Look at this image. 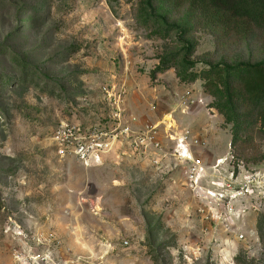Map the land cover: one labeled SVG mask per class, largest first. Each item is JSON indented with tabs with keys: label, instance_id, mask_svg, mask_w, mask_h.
Masks as SVG:
<instances>
[{
	"label": "rangeland",
	"instance_id": "rangeland-1",
	"mask_svg": "<svg viewBox=\"0 0 264 264\" xmlns=\"http://www.w3.org/2000/svg\"><path fill=\"white\" fill-rule=\"evenodd\" d=\"M139 2L0 0V264H264V135L255 125L233 141L203 81L161 64L182 43L139 21ZM154 4L186 28L194 71L264 60L258 29L192 0ZM180 101L191 115H173ZM64 124L107 140L104 163L105 148L87 160L61 153L53 137ZM147 126L161 150L112 153ZM184 126L190 151L212 159L191 152L204 169L196 177L178 153Z\"/></svg>",
	"mask_w": 264,
	"mask_h": 264
},
{
	"label": "trees",
	"instance_id": "trees-1",
	"mask_svg": "<svg viewBox=\"0 0 264 264\" xmlns=\"http://www.w3.org/2000/svg\"><path fill=\"white\" fill-rule=\"evenodd\" d=\"M154 2L155 0H140L138 20L151 28L154 34L164 38L176 31L182 43L181 50L167 54L161 64L174 68L176 76L183 82L203 81L204 93L214 98L213 107L227 124H233L234 142L255 125H259V130L264 135V60L209 63L207 68L194 71L195 62L191 59L194 46L187 38L186 28L181 29L177 23L159 13ZM192 2L204 15H213L226 22L240 21L264 33V0ZM263 218L258 222L262 238Z\"/></svg>",
	"mask_w": 264,
	"mask_h": 264
},
{
	"label": "built area",
	"instance_id": "built-area-1",
	"mask_svg": "<svg viewBox=\"0 0 264 264\" xmlns=\"http://www.w3.org/2000/svg\"><path fill=\"white\" fill-rule=\"evenodd\" d=\"M186 98V101L189 102V97ZM129 130L130 128L126 127L122 130V133H128ZM104 135L107 136V133H104ZM118 136L119 133L114 137L117 138ZM156 136L157 131L153 127L147 126L143 135H136L131 144L135 150H138L142 152L143 155H146L148 153L149 145H154L156 148L161 150V145L156 142ZM89 138H91V136L88 137L86 132L83 131L78 124L62 125L53 137L57 145L61 147V153H63L65 150L72 151L74 152L73 154H76L85 160H87V156H91V154L108 147L110 144L107 140L99 142L92 138L89 141ZM187 138H189V132L184 130L181 139L177 143V147L179 148L178 153L180 158H186L189 161H192L190 174L192 177H196L200 175V172L204 169L201 166L200 160H195L191 157V145L186 141ZM194 142L197 143V140H194Z\"/></svg>",
	"mask_w": 264,
	"mask_h": 264
},
{
	"label": "crops",
	"instance_id": "crops-1",
	"mask_svg": "<svg viewBox=\"0 0 264 264\" xmlns=\"http://www.w3.org/2000/svg\"><path fill=\"white\" fill-rule=\"evenodd\" d=\"M165 79L166 80H168L169 82H171V84H173V79H172V77H171V75H166L165 76ZM191 88H192V90H191V93H193V94H195V88H196V85H192L191 86ZM183 90H184V88H183ZM175 91V92H174ZM174 95H176L177 96V94H182L183 93V91H182V89L179 87V86H176V88L174 89ZM157 92H158V95H162L164 92H163V90L162 89H158L157 90ZM192 94V95H193ZM181 104H183V101L181 102H179L177 105H176V107H173L172 109H171V111H172V113H173V115H176V110L178 109V107L181 109V113L183 114V113H187V115L189 116V115H191V111H192V107L194 106V104H192V105H185L184 104V106H182ZM175 113V114H174ZM178 114V113H177ZM179 117H181V115L179 116ZM130 120H131V118H129ZM131 122V121H130ZM132 127H134V128H137V124L135 123L134 124V122L133 123H131L130 124ZM185 128V126L184 127H182V129H180V130H178L176 133H183V129ZM121 134H123V133H121ZM119 137H120V135H119ZM121 138V140L120 141H115L114 142V146L112 145V147H111V149L113 150V154H117V155H119L120 153L122 154V153H124V151L125 152H127V153H129V155H131V156H133V155H135L136 156V151L137 150H134V148L131 146V144L129 143V149L130 150H128V148L127 147H125L124 148V146H127V145H125V143H123V140H124V137L123 136H121L120 137ZM160 139H161V141H165L166 139L165 138H163L162 137V134L160 133ZM118 140V139H117ZM110 147V146H109ZM125 149V150H124ZM107 149L105 148V151H106ZM203 150L202 149H200V148H198L197 146H193L192 147V149H191V152H192V154H195L196 156H198L202 161H204V157H210V159H211V156H209V153L207 152V153H205V152H202ZM107 153H108V151H106V153L104 152V154L102 155V162L104 163V161L106 160L105 158H107V156L108 155H110V154H108L107 155ZM203 153H205V156H204V154ZM138 155V154H137ZM140 155V154H139ZM178 159V158H177ZM178 160H181V159H178ZM212 160V159H211ZM181 161H185V160H181ZM102 163V164H103ZM106 166V165H105Z\"/></svg>",
	"mask_w": 264,
	"mask_h": 264
}]
</instances>
